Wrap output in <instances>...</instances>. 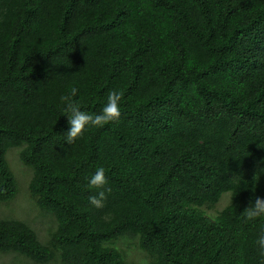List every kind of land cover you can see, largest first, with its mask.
Wrapping results in <instances>:
<instances>
[{"label": "trees", "instance_id": "obj_1", "mask_svg": "<svg viewBox=\"0 0 264 264\" xmlns=\"http://www.w3.org/2000/svg\"><path fill=\"white\" fill-rule=\"evenodd\" d=\"M111 90L119 119L69 145L61 96L98 114ZM13 149L50 225L0 218L11 264H264V216L242 218L264 198V0H0V204Z\"/></svg>", "mask_w": 264, "mask_h": 264}, {"label": "clouds", "instance_id": "obj_2", "mask_svg": "<svg viewBox=\"0 0 264 264\" xmlns=\"http://www.w3.org/2000/svg\"><path fill=\"white\" fill-rule=\"evenodd\" d=\"M76 90L73 89L72 95L75 96ZM122 99V93L117 90H111L108 93L107 103L103 106L102 110L98 114H89L81 111L79 106L74 103L69 96H61V101L66 104L65 112L68 115V122L70 128L66 133V142L70 145L78 137H80L86 126L103 127L109 122L119 119L120 113V101ZM258 175V174H257ZM107 179L105 176V169L99 167L95 173L88 178V187L90 189L98 190L94 195L88 197L89 203L96 207H103V202L106 200V191L110 192L111 189L105 190ZM264 216V198L256 197L254 202L243 211V222L255 220L258 217ZM256 244L261 249V255L264 256V230L256 240Z\"/></svg>", "mask_w": 264, "mask_h": 264}, {"label": "rangeland", "instance_id": "obj_3", "mask_svg": "<svg viewBox=\"0 0 264 264\" xmlns=\"http://www.w3.org/2000/svg\"><path fill=\"white\" fill-rule=\"evenodd\" d=\"M19 149H13L7 152L6 159L11 170L16 175L18 182V192L15 198L9 203L0 204V218H12L27 222L43 240L46 238V230L50 225L49 218L44 217L33 204L29 197L27 184L30 179V171L22 166L18 158ZM228 194H225L220 202L215 206L217 211L221 210L227 203ZM125 260L127 264H145L144 256L133 249L126 250ZM13 257L11 255L0 254V264H11Z\"/></svg>", "mask_w": 264, "mask_h": 264}]
</instances>
